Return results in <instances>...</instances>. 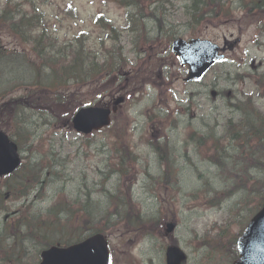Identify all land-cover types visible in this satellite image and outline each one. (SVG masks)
Segmentation results:
<instances>
[{"label":"rangeland","instance_id":"obj_1","mask_svg":"<svg viewBox=\"0 0 264 264\" xmlns=\"http://www.w3.org/2000/svg\"><path fill=\"white\" fill-rule=\"evenodd\" d=\"M105 1L55 0L46 10L52 15L67 5L75 7L80 19L60 13L64 25L58 22L56 28L61 37L67 33L69 41L84 31L92 38L87 46L97 45L102 35L94 23L98 13L118 32L124 30L118 42L107 40L106 47H121L130 79L117 86L111 77L98 88L86 87L73 106L66 102L33 111L18 109L16 119L10 106L2 105L8 102L0 104V130L19 145L23 161L13 178L0 179V197L7 195L5 201L0 198V264H17L13 255L23 264L38 263L41 240L16 225L19 221L38 226L57 204L68 214L64 223L74 232L65 240L87 236L86 229L107 230L113 264H166L165 252L172 245L186 254V264H229L238 234L264 204V143H249L241 133L234 141L225 127L230 120L238 124L239 109H246L248 97L264 117V98L257 86L264 76V38L260 46L256 43L264 17H251L233 5L231 18L194 28L185 0H161L162 30L152 21L146 25L151 38L163 36L155 48L143 49L145 54L136 57L142 52L130 46L137 35L127 34V10ZM173 35L210 40L225 48L226 60L201 83L186 84L185 70L168 50ZM121 86L126 96L111 97ZM119 96L126 102L113 116L112 128L92 137L73 131L72 108L111 105ZM166 146L165 154L160 150ZM40 181V190L28 194ZM257 182L262 186L258 192L252 185ZM6 184L16 185L14 196L10 190L3 192ZM131 192L133 210L128 206ZM24 194L28 196L17 200ZM16 212L18 217L5 220ZM171 222L177 227L167 235L164 225Z\"/></svg>","mask_w":264,"mask_h":264},{"label":"trees","instance_id":"obj_2","mask_svg":"<svg viewBox=\"0 0 264 264\" xmlns=\"http://www.w3.org/2000/svg\"><path fill=\"white\" fill-rule=\"evenodd\" d=\"M52 1L7 0L6 4L0 9V68L4 66L3 62L16 64L19 61L27 66L28 73L32 72L26 76L25 84H19L21 80L17 78H12V81L8 82L2 73L3 71H0V102L9 99L7 106H10L14 119L17 118L18 109L22 106L38 109L41 106L49 107L51 104L61 105L65 102L75 104V97L79 95L83 88L89 83L95 84L96 81L101 80L100 75L103 73L104 68L103 65H100L101 56H105V61H113L111 58L112 51L108 52L107 55H105V52L99 55V52H97L98 46L93 44V48L97 49L96 51L87 47L88 41L83 35L75 36L73 41H69L66 35L63 42H61L56 34V25L51 24L50 18L44 11V8L53 4ZM110 2L120 5L129 12L136 11L135 14L129 13L128 16V19L133 18V28L130 32L133 34L137 33L138 30L136 47L140 48L141 45L144 48L155 43L153 40L149 42L144 35L140 34L141 29L144 27L141 20L146 18L144 7L148 6L152 10V13L148 14L149 19L162 26L161 20H156L161 0H110ZM236 4L241 9L246 7L250 14H259L264 11V0H185V10L190 26L196 27L208 21L231 18L233 13L230 10ZM225 5L228 9H225ZM78 18L79 16H75L73 19ZM134 18L137 19L138 24L135 23ZM56 19L58 20V17ZM100 27L115 35V38L111 39L112 42L117 41L116 29L113 25L100 23ZM52 29L55 30L52 31ZM4 35L16 39L19 45L24 48L23 51L7 49L2 44ZM105 44L106 41L100 40L99 46L101 49H105ZM30 58H35V61L30 60ZM46 67L49 68V80L45 78L44 81L42 72ZM124 68V59L119 55L113 68L107 69V72L121 76L122 70H125ZM105 72L103 73L104 76ZM23 88L24 94L19 98H13V95ZM42 94L44 97H41ZM79 107H81V104L74 110ZM258 123L251 114L248 121L241 122L240 125L247 124L249 137L256 139L257 142L264 143V137H262L264 132L259 133V138L254 136L257 135L256 133L253 135L254 127H264V125ZM228 127H233L231 122H229ZM258 164L261 165V163ZM254 185L258 192L260 183L257 182ZM61 206V204H57L50 208L43 217L44 223L40 227L34 226L28 229L31 231L30 235L39 238L46 248L54 245L67 246L71 244L70 241L65 240L71 233L68 232L69 229H66L68 227L61 224L63 220H67L58 213ZM69 210L70 212L73 211L71 207ZM52 217L56 218V223H51ZM56 225L58 228H55ZM18 230L22 232L21 227ZM97 232L104 233V230H98ZM58 234L60 235L59 238L56 237ZM230 243L233 248V243ZM16 260L21 259L17 256Z\"/></svg>","mask_w":264,"mask_h":264},{"label":"water","instance_id":"obj_3","mask_svg":"<svg viewBox=\"0 0 264 264\" xmlns=\"http://www.w3.org/2000/svg\"><path fill=\"white\" fill-rule=\"evenodd\" d=\"M172 49L182 59L183 64L189 67L187 82L201 80L214 64L223 59L219 55V47L209 41L192 40L187 43L176 40ZM121 101L123 100L116 101L114 110ZM110 114L109 109H83L73 120L74 128L78 132L89 134L93 130L108 126ZM19 163L17 147L0 132V176L11 174ZM173 227L174 225H168V231ZM238 252L239 258L233 264H264V207L251 220L238 240ZM41 257V264H110L108 244L100 234L69 248H51L43 252ZM185 258L176 247L167 251V264H181Z\"/></svg>","mask_w":264,"mask_h":264}]
</instances>
